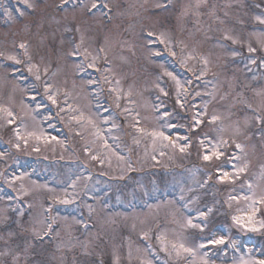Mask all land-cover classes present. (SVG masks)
<instances>
[{
    "label": "rangeland",
    "instance_id": "374dc122",
    "mask_svg": "<svg viewBox=\"0 0 264 264\" xmlns=\"http://www.w3.org/2000/svg\"><path fill=\"white\" fill-rule=\"evenodd\" d=\"M97 2L112 11H88L91 0H68L63 7V0H33V9L0 0V105L15 116L9 125L0 114V264H189L191 256L177 260L161 251V233L195 247L221 232L226 245L197 249V259L207 251L215 264L264 259V230L245 232L231 222L249 202L226 203L230 195H264V24L256 20L264 17V0ZM148 32L163 33L166 43L149 45ZM21 43L41 69L39 82L23 64L6 59L26 60ZM77 45L78 53L69 55ZM249 46L256 51L249 53ZM93 57L95 68L88 67ZM204 60L206 74L197 80ZM165 70L184 85L183 108ZM44 81L59 90L57 106L45 98ZM112 88L120 91L119 107ZM81 112L83 121L72 119ZM196 113L203 123L192 133ZM213 115L220 119L209 123ZM165 121L177 125L161 129L173 140L190 137L185 153L163 147L166 141L154 145L137 131L160 129ZM17 128L22 136L43 133L48 141L28 138L25 145ZM200 139L208 147L209 140H226L225 157L206 164ZM232 154L240 159L229 160ZM222 164L247 167L234 183L220 184L212 167ZM209 207L204 232L184 227L186 217ZM258 207L256 219L264 220V206ZM233 240L235 247H228Z\"/></svg>",
    "mask_w": 264,
    "mask_h": 264
},
{
    "label": "snow or ice",
    "instance_id": "6c2138e0",
    "mask_svg": "<svg viewBox=\"0 0 264 264\" xmlns=\"http://www.w3.org/2000/svg\"><path fill=\"white\" fill-rule=\"evenodd\" d=\"M18 3L22 4L25 9H33L35 7L33 0H18ZM68 3V0H63V3L59 5V7H63L65 4ZM108 8V4L104 3L102 5L98 4L97 0H91V5L88 8V11H93L98 8ZM158 7H167L166 4H161L158 5ZM20 16L24 15V11L19 12ZM4 15L8 17V19H14L12 12H10L7 8L4 9ZM256 20H258L261 24H264V17L257 16ZM79 31V29H77ZM146 39L149 45L152 43L156 42L157 40L161 44H165V35L161 33L159 36H154V33L148 32L146 35ZM225 39H231V37L226 36ZM83 42V38H81V43ZM237 41L233 40V43H236ZM20 49L24 50V56L26 57V60L20 59L17 55H8L6 56V59L11 61L13 65H24L26 68L27 72L29 75L34 77L35 81L39 82L41 81V69L39 65L35 64L32 62V57L28 54V46L24 43H21L19 45ZM169 53L173 57L176 55L174 51L171 50L169 47ZM79 51V45L76 46V48L73 50V52L69 53V55H76ZM103 51V49H101ZM256 51L255 48H252L249 46L248 52L249 53H254ZM155 55H159V52L154 53ZM85 58H87L88 53L87 51L84 52ZM233 56L238 55V53L233 52ZM192 56H189L188 59H192ZM98 57H93L92 61L89 63L88 67L95 68L96 67V60ZM252 64H256L255 59H251L250 61ZM182 65L187 66V61L182 60L181 61ZM205 68L200 71V73L196 76V79L199 80L202 76L206 74L207 71V60L203 61ZM99 70V69H97ZM13 74H15L16 71H19L17 68L12 69ZM47 67L44 69L45 75L47 74ZM107 71V69H105ZM164 75L170 77L176 85V95H177V100L176 103L183 108L184 104L180 101L179 97L184 94L186 95L187 92L184 89V85L181 83V80L177 78L176 75H173L171 71L165 70ZM106 82L108 81L107 77H105ZM90 83H94V81H90ZM119 84V81L116 82ZM187 84H191V80L185 81ZM36 86L33 85V88ZM43 93L45 98L53 105L57 106L58 105V95H59V90H53V86L49 84L47 81L43 82ZM183 90V91H182ZM110 91L116 92V106L119 107V100H120V91L117 88H112ZM160 91L167 96L168 93L165 91V89L160 88ZM131 93H129L130 95ZM65 95H67L65 93ZM195 95L199 96L200 93L196 92ZM33 101H35L36 97L33 96L31 97ZM65 104H67V101L65 100ZM40 105H37V108H39ZM64 108H60V111H64ZM206 107H205V113H206ZM73 111H77L73 109ZM125 112H129L130 110L128 108L124 109ZM0 114H3V117L5 118V122L9 125L13 124L15 122V116L13 112L5 106L0 105ZM167 113H165V116ZM72 119L76 120L77 122H81L85 119L84 114L81 112L77 116H73ZM220 117L217 115H213L211 117V120L209 123H215L217 120H219ZM257 122H261L260 117H256ZM193 123L191 126L188 127V131L195 133L198 129V127L203 123V120L200 118V113H196V115L192 118ZM89 124H92V120L89 118L87 121ZM139 120L136 121V124H139ZM177 125L173 123H169L165 121L164 124L161 125L160 129H152L151 131H147L143 128H137V131L140 132L142 135L145 136H150L152 138V142L155 145L156 141L159 140L161 142L166 141V144H162L163 147H171L173 149H178L180 153H185L188 148H190L192 145L189 142L190 137L186 134L184 136L177 137L176 140H173L170 134H166L163 130V128H175ZM16 133V138L17 140H24L25 145H27V140L28 138H35L37 141L44 139L46 142L48 141V138L43 135V133H40L37 135L35 131L33 132H27L25 135H21V131L19 128L15 129ZM99 135V133H97ZM51 140H56V137H51ZM178 140H184L185 143L181 144L178 143ZM227 141L221 139L218 143L212 144L211 140L208 141V144L211 145V147L206 146L205 144V139H200L199 140V146L203 150L202 153V160L206 164H213L214 161H220L222 157H225L226 152L222 150V145H227ZM16 148H20V144L17 143L15 145ZM236 148L240 149L242 151V146L240 144H236ZM34 150L39 151L38 148H35ZM163 154V153H162ZM93 160L97 159L96 156L92 157ZM229 160H239L240 157L236 156L235 154H232L228 156ZM247 165H237V164H231V165H220L215 168V176H216V181L217 183L224 184V183H234L236 179L239 178V175L245 171V168ZM228 168H231L232 171H229ZM209 179H211V176H209ZM207 183V181H205ZM249 189H251V185L249 184ZM240 199H243L245 201H248L249 203L247 204L246 209H238V211L241 213L240 215H232L231 216V222L232 225L235 226L236 228L245 231V232H260L261 230H264V220H257L256 219V214L260 211V206H264V195H261L259 198L256 197L255 192H251L250 195H244L243 197H238V196H229L228 201V207L231 208V201H239ZM61 203L67 204L69 201L67 199L61 200ZM50 210V209H49ZM213 212V208L209 207L207 208L206 211H199L197 216L195 218L192 217H186L185 218V224L184 227L190 228V229H195L199 230V232H204L205 228L208 227V224L206 223L207 217L209 214ZM49 229H51V225L48 226ZM157 239L160 241V247L161 251L165 252L169 257L175 256L177 260L181 259L182 257L185 256H191L192 260L189 261V264H215L214 261H211L209 258V252L205 251L199 256V259H197V249H205L211 247H218V246H224L227 243L226 237L224 235H216L213 237H208V238H200V242L195 246H189L187 243L184 242L183 239H172L170 240L166 234L161 233ZM235 240L232 241L231 244H228V247H235ZM221 251L223 249L221 248ZM147 264H151V261H148ZM233 264H237V262H233ZM238 264H264V259L258 260V261H246L244 259H241Z\"/></svg>",
    "mask_w": 264,
    "mask_h": 264
},
{
    "label": "trees",
    "instance_id": "16d2710c",
    "mask_svg": "<svg viewBox=\"0 0 264 264\" xmlns=\"http://www.w3.org/2000/svg\"><path fill=\"white\" fill-rule=\"evenodd\" d=\"M170 65H172V63H169ZM173 67V66H172ZM218 166H213L212 169H215ZM229 212V210L227 211V213Z\"/></svg>",
    "mask_w": 264,
    "mask_h": 264
}]
</instances>
